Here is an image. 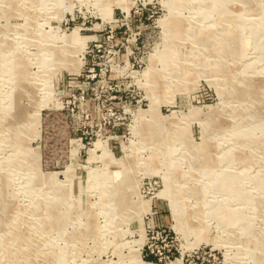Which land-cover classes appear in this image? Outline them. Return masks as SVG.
Wrapping results in <instances>:
<instances>
[{
    "label": "rangeland",
    "instance_id": "obj_1",
    "mask_svg": "<svg viewBox=\"0 0 264 264\" xmlns=\"http://www.w3.org/2000/svg\"><path fill=\"white\" fill-rule=\"evenodd\" d=\"M0 170V264H264V0H0Z\"/></svg>",
    "mask_w": 264,
    "mask_h": 264
},
{
    "label": "bare ground",
    "instance_id": "obj_2",
    "mask_svg": "<svg viewBox=\"0 0 264 264\" xmlns=\"http://www.w3.org/2000/svg\"><path fill=\"white\" fill-rule=\"evenodd\" d=\"M163 2L164 1H166V2H168V0H162ZM216 4V3H215ZM179 11V10H178ZM198 11V10H197ZM170 19H172V18H170ZM182 50V49H181ZM169 56H170V54H169ZM10 69V68H9ZM18 72V71H17ZM17 74V73H16ZM11 110H12V108H11ZM15 110H16V107H15ZM110 166V165H109ZM1 171V170H0ZM222 187H223V190L226 192L227 191V186L223 183V185H221ZM177 194H178V197H181V194H180V191H177ZM141 264H146L145 262H141Z\"/></svg>",
    "mask_w": 264,
    "mask_h": 264
},
{
    "label": "built area",
    "instance_id": "obj_3",
    "mask_svg": "<svg viewBox=\"0 0 264 264\" xmlns=\"http://www.w3.org/2000/svg\"><path fill=\"white\" fill-rule=\"evenodd\" d=\"M168 251H169V250H168ZM150 253H154L153 250L150 249ZM169 256H170V255H169ZM169 256H167V257H168V260H169L170 262L173 261V260H175V259L177 258L176 256H175V257L173 256L174 259H173V260H170ZM173 257H172V258H173ZM158 259H159V261H161V260H162V257H161V258H158Z\"/></svg>",
    "mask_w": 264,
    "mask_h": 264
}]
</instances>
